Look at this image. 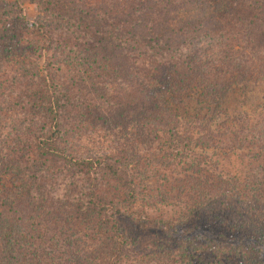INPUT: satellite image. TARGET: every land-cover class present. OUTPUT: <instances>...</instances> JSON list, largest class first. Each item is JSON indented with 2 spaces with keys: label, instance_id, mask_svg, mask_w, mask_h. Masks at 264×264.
<instances>
[{
  "label": "trees",
  "instance_id": "obj_1",
  "mask_svg": "<svg viewBox=\"0 0 264 264\" xmlns=\"http://www.w3.org/2000/svg\"><path fill=\"white\" fill-rule=\"evenodd\" d=\"M34 1L43 16L29 26L32 41L22 45L0 30V57L17 64L10 88L18 101L33 99L12 107L25 112L34 104L47 114L28 142H15L22 145L2 171L13 186L0 185V264H264V127L253 129L256 120L234 129L211 117L188 126L172 105L181 91L200 89L218 105L219 67L181 51L191 37L224 31L226 16L252 25L264 44V0ZM52 31L80 48V69L70 76L60 78L54 68L61 47ZM22 52L28 60H18ZM44 56L45 76L38 62ZM174 59L185 67L169 64ZM106 79L124 84L108 95ZM82 84L121 127L150 129L151 146L141 152L122 143L117 157L72 154L66 146L80 119L68 121L65 112L81 104L68 91ZM48 157L78 174L106 175L111 190L72 186L70 175L46 187L42 178L53 174L44 165ZM157 204L181 206L175 215L151 216L147 209ZM125 220L140 235L124 230Z\"/></svg>",
  "mask_w": 264,
  "mask_h": 264
},
{
  "label": "rangeland",
  "instance_id": "obj_2",
  "mask_svg": "<svg viewBox=\"0 0 264 264\" xmlns=\"http://www.w3.org/2000/svg\"><path fill=\"white\" fill-rule=\"evenodd\" d=\"M85 1L96 3L99 0ZM42 16L43 13L34 0H0V30L3 29V33L7 37H18V41L20 40L21 42H19L22 45L27 44L25 43L26 40H33L30 34L32 32L31 27L29 26ZM251 28L252 25L248 26L242 20L236 21L226 16L223 21L224 31H220L217 34L212 33L206 39L196 36L191 37L190 45L181 52L184 53L183 55L186 53L187 56H205V60H210L212 66L216 65L219 67L218 69L221 71L220 77L214 82L221 89V92L219 103L216 106L210 105L206 101L205 96L200 95L202 89L189 93L183 90L176 94L173 97L175 103L172 105L175 113L181 118L180 122L182 124L195 126L199 121L211 117L214 118L216 123L220 122L234 127V129L252 127L254 125L253 122H256V120L261 123H257L253 129L258 128V126L264 127V44L263 41L259 42L260 39L257 38L256 34H254L255 31ZM62 34L54 35V31H52L54 43L61 47L57 48L60 55L55 56L54 65L57 74L61 76L60 78H63L66 74L70 76L71 72L78 70V62L75 59L80 50L77 45L70 48L67 47L62 39ZM220 34L221 39L219 38ZM1 40L2 37L0 38V53L2 54L4 42L1 43ZM76 42L81 43L77 37ZM216 43H219L218 46ZM6 44H8L6 47L8 48L10 44L8 42ZM81 49L84 50L85 48ZM23 53L19 54L18 60H28ZM92 56L90 51H88V58H92ZM46 60L47 57L44 56L38 61L40 62V74L44 76ZM158 61H160L161 66L168 65V63H164L163 59H158ZM100 62L97 61L98 64ZM175 62L176 64L179 63L174 59L169 64L174 66ZM233 63L235 65L231 68ZM16 67L17 64L12 67L9 59H4L3 55L0 57V83L2 84V87H0V185L3 186H13L8 182L10 180L9 176L4 175L2 172L9 161L15 157L12 152L17 150V145H22L31 139L30 132L33 129L40 130L41 126L46 125L47 121V114L44 113V110L42 108L39 110L38 106L35 107L34 104L32 109L29 111L26 109L25 112H20L12 107L13 105L20 107V103L22 108L24 106L29 107L33 103L32 97H28V95L27 98H21L18 101L15 98L16 91L10 88L14 80ZM178 67L182 70L185 66L182 63V65L178 64ZM67 81H71L69 77ZM106 82L109 83L106 86L108 95L112 91V87L117 89L118 85L124 84L123 80L120 79L115 80L112 85L109 79H106ZM83 84L80 88L78 86L74 87L77 91L75 89L68 91L70 97L73 95L81 103H76L72 107L67 106V111L65 112L68 121L71 120L68 115H74L76 119H80V121L73 124L76 131L75 134L72 132L73 134L66 146L72 154L100 157H104L103 155L111 156L112 154L117 157L119 156L116 153L117 146L122 143L130 144L141 152L151 146L150 138L152 133L150 129L147 127L142 129L143 127H141L139 131L137 127H132L133 125H129L128 128L121 127L118 121L114 122L113 119L111 120L107 114L108 112L105 111L106 109L99 108L97 103H93V95L89 93L90 90H87ZM30 85L34 86L31 82ZM123 86L125 87V85ZM204 87L207 88V85ZM22 88L26 94L29 92L27 85L22 86ZM115 124H118V126ZM26 127H28L29 131L26 130ZM69 127L71 131H74L72 126L69 125ZM17 141L23 143L17 144L15 143ZM153 146L151 150L154 149ZM213 148L215 147L210 149ZM224 153V155L220 153V157L222 156L224 160H227V150ZM169 160H172V158H169ZM45 161L44 165L49 168L48 172H53V174H47L42 178L41 182H44L46 187L47 185L48 187L56 186L59 181L58 176L69 175L68 181L74 178L72 186L82 185L92 188L93 184H99L100 191L103 192L111 190V184L114 182L111 179H107L106 175L82 172L78 174L77 167H69L61 159L48 157ZM66 187L71 190L67 183ZM151 194L154 195L155 191L151 192ZM180 206L175 204H157L155 207L148 208L147 212L151 216L165 217L177 214ZM122 223L124 230H128L132 237L136 238L140 235L138 230H134V227L127 220ZM148 236H153V233L149 232ZM135 242L138 243L139 240L137 239Z\"/></svg>",
  "mask_w": 264,
  "mask_h": 264
}]
</instances>
